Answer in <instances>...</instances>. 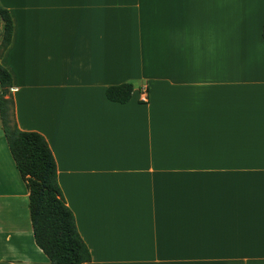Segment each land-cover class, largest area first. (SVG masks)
<instances>
[{
	"label": "crops",
	"instance_id": "crops-1",
	"mask_svg": "<svg viewBox=\"0 0 264 264\" xmlns=\"http://www.w3.org/2000/svg\"><path fill=\"white\" fill-rule=\"evenodd\" d=\"M0 5L15 120L48 141L86 264H264V0ZM0 264H52L1 117Z\"/></svg>",
	"mask_w": 264,
	"mask_h": 264
},
{
	"label": "trees",
	"instance_id": "trees-1",
	"mask_svg": "<svg viewBox=\"0 0 264 264\" xmlns=\"http://www.w3.org/2000/svg\"><path fill=\"white\" fill-rule=\"evenodd\" d=\"M4 22L0 59L12 42L14 23L10 12L0 5ZM264 38V28H263ZM0 117L10 152L30 193V211L37 245L52 264H86L90 252L81 239L75 218L58 184L55 156L46 138L38 132L21 130L15 120L11 73L0 63ZM129 83L110 86L107 98L125 104L132 98Z\"/></svg>",
	"mask_w": 264,
	"mask_h": 264
}]
</instances>
